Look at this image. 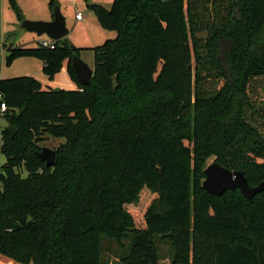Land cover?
I'll use <instances>...</instances> for the list:
<instances>
[{"label": "trees", "instance_id": "1", "mask_svg": "<svg viewBox=\"0 0 264 264\" xmlns=\"http://www.w3.org/2000/svg\"><path fill=\"white\" fill-rule=\"evenodd\" d=\"M18 19L20 11L11 1ZM56 3L51 0L50 6ZM92 9L116 36L93 52L87 86L71 66L81 48L9 47L52 78L67 60L76 90L30 76L0 79V264H104L101 241L127 251L117 264H264V191L205 192L206 162L264 179V0H113ZM79 90H82L81 92ZM63 138L46 167L45 136ZM26 176L22 177L21 172ZM156 195L137 228L126 205Z\"/></svg>", "mask_w": 264, "mask_h": 264}, {"label": "rangeland", "instance_id": "2", "mask_svg": "<svg viewBox=\"0 0 264 264\" xmlns=\"http://www.w3.org/2000/svg\"><path fill=\"white\" fill-rule=\"evenodd\" d=\"M11 1L19 9L22 21H43L48 14L53 15V8L50 6L51 0H0V79L30 76L40 84L51 82V89L70 90L60 85L67 76L72 81L66 68L67 60L64 61V70H62V66L52 78H49L43 72L44 64L37 59L18 58L10 66L5 65V49L7 50L9 47L33 48L37 47L40 42L48 40L44 35L39 36L20 28L22 21L18 19L17 12L14 10ZM54 2L65 18V25L68 30L67 40L74 47L82 49L78 51L77 57L92 69L94 58L93 52L89 48L100 47L104 42L112 40L116 36L114 31L104 29L99 24L92 6L99 5L109 10L113 0H54ZM77 13L81 15V21L75 20ZM24 62L27 64H23ZM262 95L264 96V92ZM5 126V118L0 115V133L1 129ZM62 143H64L63 138H54L46 135L39 145L54 149ZM212 161V159L208 160L205 165L207 166ZM4 162L5 158L0 152V169ZM21 175L25 177L26 173L23 171ZM203 180L201 179L200 184ZM155 197V194L144 188L139 194L138 202L126 205L125 208L132 215L137 228L144 227V213ZM252 235L264 240V231L253 233ZM129 243L130 240L127 239L123 242V247H121L114 240L103 238L101 241V260L104 264H117L118 259L127 251ZM156 244L160 257L159 264H172L173 252L171 246L165 242H158Z\"/></svg>", "mask_w": 264, "mask_h": 264}, {"label": "water", "instance_id": "3", "mask_svg": "<svg viewBox=\"0 0 264 264\" xmlns=\"http://www.w3.org/2000/svg\"><path fill=\"white\" fill-rule=\"evenodd\" d=\"M20 28L26 32L34 33L39 36H45L52 42H57L68 35V30L58 6L53 8V19L51 21H29L23 20ZM10 53L5 54V58L9 57ZM72 69L76 79L82 86H87L92 78L93 70L84 63L80 58L73 57L71 61ZM59 89H53L57 92ZM13 136L14 129L7 125L1 129ZM37 156L44 162L46 167H52L55 163V151L48 147H42ZM204 180L202 189L208 194L220 196L227 190H239L240 193L248 201H251L258 193L264 191V179L255 186H249L244 174L240 171H231L212 161L204 170Z\"/></svg>", "mask_w": 264, "mask_h": 264}, {"label": "crops", "instance_id": "4", "mask_svg": "<svg viewBox=\"0 0 264 264\" xmlns=\"http://www.w3.org/2000/svg\"><path fill=\"white\" fill-rule=\"evenodd\" d=\"M52 19H53V15L48 14L47 17L43 19V21H51ZM81 20H82V18H81ZM81 20H79V21H81ZM46 41H49V40H46ZM4 53L5 54L7 53L6 49H5ZM4 63H5V60H4ZM23 64H27V63L24 62ZM62 66H63L62 70H64V67H65L64 62L62 63ZM50 84H51V82H46L45 84L41 83V85L43 87H46V88H50ZM60 85H62L61 87H65L66 89H70V90H76L77 89L76 85L68 79V76H67V78L64 79V81ZM143 223H144V220H143ZM144 226H145V223H144ZM159 262H160V260H159Z\"/></svg>", "mask_w": 264, "mask_h": 264}, {"label": "built area", "instance_id": "5", "mask_svg": "<svg viewBox=\"0 0 264 264\" xmlns=\"http://www.w3.org/2000/svg\"><path fill=\"white\" fill-rule=\"evenodd\" d=\"M75 20L79 21L81 20V15L79 13H77L75 15ZM39 46L41 47H49V48H53V42L52 41H42L39 43ZM80 92L82 90H79ZM1 98V97H0ZM7 110V107L4 105V103H0V115H3ZM0 140H1V135H0Z\"/></svg>", "mask_w": 264, "mask_h": 264}]
</instances>
